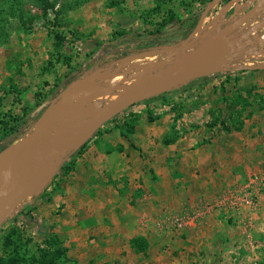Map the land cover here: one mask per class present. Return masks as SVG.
<instances>
[{
    "label": "rangeland",
    "instance_id": "1",
    "mask_svg": "<svg viewBox=\"0 0 264 264\" xmlns=\"http://www.w3.org/2000/svg\"><path fill=\"white\" fill-rule=\"evenodd\" d=\"M227 1L214 8L219 10ZM209 2L0 0V154L40 122L57 124L93 115L88 110L100 109L157 60V56L137 54L185 39ZM208 15L204 23L214 28L215 18ZM261 57L249 55L235 62ZM262 70L254 76L263 82ZM88 76L107 94L83 91L76 100L63 99L53 106L67 87L84 88ZM74 77L81 79L78 84H71ZM207 78L190 80L163 98L150 99L153 116L159 119L148 130L140 129L141 139L135 135L132 141L136 146L121 135L133 131L125 124L140 115L130 106L106 121L84 149L62 154L53 163L49 179L23 194L0 224V264L10 257H20L18 264H264V145L252 128L250 142L243 143L249 136L243 133L245 122L256 118L252 103H264V91L245 96L241 80L234 79L235 84L229 85L231 113L224 116L213 110L212 121L206 122L200 111L196 122L188 121L184 112L205 104ZM181 117L185 120L178 128ZM218 122L221 126L217 127ZM80 125H65L57 133L68 127L72 130L62 136H69ZM213 126L206 140L204 128ZM187 134L200 142L192 147L184 143L180 150L175 145L173 154L171 140L176 143ZM241 141L244 147H237ZM111 144L126 157H136L131 160L137 167L132 175L128 164L111 163L113 172L107 174L106 164L93 165L89 160L109 150ZM196 148L195 155L188 154ZM222 151L227 152L225 157L215 159L213 165L222 163L227 175H200L207 156L218 157ZM164 154L169 158H163ZM102 168V174L95 176L101 181L89 177ZM157 168L160 175L154 176L152 188L149 173ZM176 170L184 173H172ZM129 182L147 188L145 196L133 193ZM60 246L67 247L69 259L59 254Z\"/></svg>",
    "mask_w": 264,
    "mask_h": 264
},
{
    "label": "water",
    "instance_id": "2",
    "mask_svg": "<svg viewBox=\"0 0 264 264\" xmlns=\"http://www.w3.org/2000/svg\"><path fill=\"white\" fill-rule=\"evenodd\" d=\"M222 1L211 0L201 12L191 33L182 41L143 50L137 54L136 56L142 58L148 56H162V58L150 62L141 72V78L105 103L98 114L90 115V117L75 116L69 120H61L57 124L40 122L31 132L8 147L3 174L5 186L0 192V224L24 197L21 193L23 163L26 151L32 143L73 142L82 133L88 131V135L79 143L65 150V152H71L86 142L106 121L138 102L158 96L194 78L219 71L234 68L250 70L264 68V62L249 66H240L235 62L245 58L246 55L264 54V36L260 37L259 32V29L264 28V17L259 16L264 11V1L241 12L240 7L244 5V3L240 4L241 0H228L227 7L218 15L216 29L204 30L203 24L207 15ZM229 12L230 15H228ZM255 32L257 33L254 34ZM79 80L81 79L74 80L71 84ZM72 90L74 88L67 87L62 91L56 97L53 106L63 95ZM68 124H81V126L69 136L57 133V130Z\"/></svg>",
    "mask_w": 264,
    "mask_h": 264
},
{
    "label": "crops",
    "instance_id": "3",
    "mask_svg": "<svg viewBox=\"0 0 264 264\" xmlns=\"http://www.w3.org/2000/svg\"><path fill=\"white\" fill-rule=\"evenodd\" d=\"M249 1H252V0H241L240 4H242V3L246 4V3H249ZM261 1H264V0H256L255 2H253V4L254 3L257 4V3L261 2ZM227 5H228V1L226 3H224L222 6H220L219 10H217V8L216 9L214 8V9L211 10V13H209V15H208L209 17H213L214 16V18H215V20H214L215 27H217V24H218V15L223 12V10L227 7ZM261 13L264 14V11L261 12ZM261 13L259 14V16L261 15ZM215 27L212 28L211 24H209L206 27V25L204 23L203 29L204 30H211L212 29V31H214L216 29ZM261 56L263 58L261 57V59L255 60V61H247V62L244 61V63L243 62L240 63V66H243V65L244 66H249V65L263 63L264 62V54H262ZM160 58H162V56H157V59H160ZM262 69H264V68H262ZM262 69H255V70L246 69L244 71H239L238 69L234 68V69L219 71V72H216V73H213V74H209V75H206V76H201V77H197V78L192 79L193 81H197V80H199L202 77H208L206 79V81L209 80L208 81L209 83L208 82L207 83L210 84L209 85L210 87L208 86V88H207V97H206V100H205V104L197 105L195 107H190L187 111L184 112L185 117L186 116L189 117L188 121H195L196 122L197 113L202 111V113L204 114V117H205V121L206 122H211L212 119H213L212 118L213 110H217V113L221 112V114H224V116H225V113L227 111H229V113H231V109H233L232 108V104H231L232 100L230 102L228 101V98H229L230 92H231L230 91L231 88H229L230 83L231 84L234 83V81H233L234 79L235 80L238 79V81L241 80V83L243 85L241 87L242 90H243L242 93L245 96L247 94H256L255 92H257V91H264V89L262 88V86L264 87V81L262 82V80L259 77L257 78L256 76H254V75H259L261 73V71H263ZM241 75H244V76H241ZM213 76H214V78H213ZM210 78L211 79H215V80L212 81V80H210ZM244 78L246 80H244ZM243 80H244V83H243ZM186 83L187 82H185V83H183L181 85H185ZM187 90H189L188 92L191 91L190 88L187 89ZM259 102H260V104H259ZM152 104H154V103L149 99V100H144V102H138V103H136V104L131 106V107H136L137 110L134 109L133 111L137 112L138 114H140L138 116L139 117L138 120L135 119V120L129 121L130 124L134 125V127L132 128L133 131L130 134L127 133L130 136L131 141H134L135 135L139 136L140 139H141V134L139 133L140 129L144 128L145 130H148V127L151 128L152 126H155V124H157L156 122H157V120L159 118L153 116V113H155V112H153L154 109L152 108L153 107ZM252 105L253 106H252L251 110L252 111H254V110L257 111L255 113L256 118L253 117L250 121L247 120L245 122V125L247 126V130H243V133L244 134H249V136H246V139L244 138L243 143L250 142L251 138H250L249 130L252 128V133L253 134L256 133L258 135V137H259V140H261L260 144L264 145V141H263V135H264V132H263L264 131V108L262 107V106H264V103L261 102L260 100H255V102L253 101ZM160 109H163V108H160ZM208 118H210V121L207 120ZM131 119H133V118H131ZM184 120H185L184 117H183V119H182V117H181V119L180 118L178 119V121H179L178 125H177L178 128L181 127L180 123H181V121H184ZM159 123H161V121H159ZM197 123L201 124L202 121L201 120H197ZM253 123H255L256 126L252 127ZM214 125H216L217 127L221 126V122L215 123ZM213 128H214V126L211 127V128H208V127L204 128V130H205L204 138L206 140H207V137H210L212 131L214 130ZM164 132H166V133L168 132V134H169L168 130H165ZM218 132H216V133L218 134ZM170 133H172V131H170ZM173 134H175V130L173 131ZM169 135H172V134H169ZM209 139H211V138H209ZM223 139H226V136H224ZM142 140L144 141V139H142ZM176 140H177L176 143H175V139H173V141L171 142L172 144H169V146H170L169 149H170V151L173 154L175 153V145H177L179 147L178 149L180 150L181 149L180 145H182L184 143L190 144V147H192V143L200 142V140L197 141V136H195V135L191 136L189 134L184 135V136H180L179 139H176ZM211 140H212L211 142L214 141L213 138ZM149 141H153V140L149 138ZM211 142L209 144L207 143L208 144L207 146L209 148H211V146L213 145ZM241 144H242V141L237 144V147L238 146H243V144L242 145ZM117 148H118V146L116 147L114 144H111L110 147H109V150L103 151L102 153H100L97 156H93L92 155L89 158V160L92 162L93 165H95V164H99V165L104 164L105 165L106 164L104 166L105 167L104 170L107 171V174H112V172H113V168L110 165L111 163L112 164H117L118 166L119 165H127L128 164V169H130L128 174L132 175L134 170L136 171L137 167H134V164H132L134 162L131 161V160L133 158H136V157H132V158L131 157H126V153H123L122 149L118 150ZM206 149H208V148H206ZM198 150L199 149L196 148V149H193V150H190V151H187V152H188V154L190 153L191 156H193V155L196 154L195 152L198 151ZM226 153H227L226 151H222L221 155H219L218 157L216 156L217 158L214 157L212 153H210V155L207 156V158L205 160L204 167L202 166V170L201 169L199 170L200 171L199 174L200 175L201 174H220V175H223V176L225 175L226 176L227 173H228V170L222 163H219V165H213V162H214L215 159H218L219 157H221V158L225 157ZM132 154L133 153H131V155ZM167 156L168 155L164 154L163 158L168 159L169 156L168 157ZM86 157L87 156L85 155V158ZM166 159H165V161H166ZM140 163L141 162L139 161V164ZM208 164H211V166H208ZM124 169H127V168L124 166ZM158 169L159 168L154 169L152 172L149 173L150 174V181H151V187L152 188H154L156 186L155 183H154L156 181L153 180L154 176H159L160 175V171ZM101 170H103V168L100 169V172L98 173V175L97 174L94 175L93 173H90L89 177L94 179V180H96V181H101L100 177L95 179V176H100L102 174ZM174 172L179 173V174H183L184 173V171H182V170H176V171H173L172 173H174ZM187 173H190V172H186V174ZM135 175H136V172H135ZM109 180H110V176H109ZM130 182H129V185H130L129 189L132 188L133 189V193H135L137 191L141 195L143 194L142 196H145L144 192L146 191L147 188L145 189L140 184L138 186L136 184V182L133 185H131ZM97 186H98L99 189H101L98 184H97ZM145 186H146V184H145ZM191 190H193V189L189 188V192ZM139 200L142 201L144 199H139Z\"/></svg>",
    "mask_w": 264,
    "mask_h": 264
},
{
    "label": "bare ground",
    "instance_id": "4",
    "mask_svg": "<svg viewBox=\"0 0 264 264\" xmlns=\"http://www.w3.org/2000/svg\"><path fill=\"white\" fill-rule=\"evenodd\" d=\"M84 82H85L84 88L76 89L75 88L76 86H74V90L69 91L68 93L63 95L58 100V102L56 104H58L59 101H61L63 99L72 101L77 97L78 94H80L83 91H88V90H92L94 92H99L102 95L107 94V91L105 89L99 88V87L94 85L93 77H91V76L88 77L87 79L84 80ZM110 83L112 86L114 85L113 80H111ZM73 84H78V82H74ZM114 96H116V95H114ZM77 100H78V102H81L83 100V98L79 97V98H77ZM82 103H83V101H82ZM94 108L95 107H93L92 109H90L88 111H90V112H92V114L96 115L100 112V109L97 108L94 111ZM75 127H77V126H75ZM67 128L68 127H65L59 134L62 135V134L68 133L72 130V129H67ZM87 135H88V131H85L84 133H82L80 135V137L77 140H75L73 142H64V143H61L60 145L58 143H55L52 141H43V143L40 142L39 144L37 142V143H32L31 145H29V147L26 151V155H25V159H24V163H23L24 173H23V182H22V186H21V193L26 194V193H30L32 191H35L41 183L46 182L52 174L53 167H54L53 163L56 160H58L62 154L65 153V150L67 148H70L71 146L76 145ZM7 153H8V149L4 150L0 154V192H1V189L5 186L4 185L5 184V178H4L3 174H4V166H5ZM41 179H44L43 182H40Z\"/></svg>",
    "mask_w": 264,
    "mask_h": 264
},
{
    "label": "trees",
    "instance_id": "5",
    "mask_svg": "<svg viewBox=\"0 0 264 264\" xmlns=\"http://www.w3.org/2000/svg\"><path fill=\"white\" fill-rule=\"evenodd\" d=\"M211 1V0H210ZM247 68H242V70L241 71H244V70H246ZM78 78H76V77H74L73 79H71V81H74V80H77ZM169 92V91H168ZM168 92H165V93H162V94H160V95H158V96H155V97H153V99H158V98H163L164 96H165V94L166 93H168ZM151 99V98H150ZM125 126L126 127H128L129 129H132L133 127H134V125H132V124H125ZM129 133H131V131L129 130ZM121 135L122 136H124V137H126L127 139H128V141L131 143V145L132 146H136L132 141H131V138H130V136L126 133V132H124V131H122L121 132ZM171 141H173V140H171ZM87 144H88V141H86V142H84L81 146H80V149H84L86 146H87ZM1 150H2V148L0 147V152H1ZM35 197V195H31L30 196V198H34ZM50 242V244H55L54 242H52V241H49ZM67 251H68V249H67V247H65V246H60V247H58V252H59V254L60 255H62L63 257H65L66 259H69V256H68V254H67ZM18 262H20V257H10V258H8L7 260H3V264H18Z\"/></svg>",
    "mask_w": 264,
    "mask_h": 264
},
{
    "label": "built area",
    "instance_id": "6",
    "mask_svg": "<svg viewBox=\"0 0 264 264\" xmlns=\"http://www.w3.org/2000/svg\"><path fill=\"white\" fill-rule=\"evenodd\" d=\"M256 0H252V1H249V3H246V4H244L243 6L245 7V8H242V7H240V11L241 12H243L244 10H248L252 5H255V3L253 4V2H255ZM263 12V11H262ZM231 13L229 12L228 13V15H230ZM262 18L264 17V14H261L260 15ZM260 31V37H263L264 36V28H262V29H259ZM257 32H255L254 34H256ZM257 54H259V55H262V53H257ZM256 54H250V56H255ZM249 55H246L245 57H248Z\"/></svg>",
    "mask_w": 264,
    "mask_h": 264
},
{
    "label": "flooded vegetation",
    "instance_id": "7",
    "mask_svg": "<svg viewBox=\"0 0 264 264\" xmlns=\"http://www.w3.org/2000/svg\"><path fill=\"white\" fill-rule=\"evenodd\" d=\"M177 43V42H176Z\"/></svg>",
    "mask_w": 264,
    "mask_h": 264
}]
</instances>
